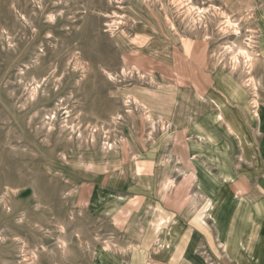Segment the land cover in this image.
I'll return each mask as SVG.
<instances>
[{"label": "rangeland", "instance_id": "rangeland-1", "mask_svg": "<svg viewBox=\"0 0 264 264\" xmlns=\"http://www.w3.org/2000/svg\"><path fill=\"white\" fill-rule=\"evenodd\" d=\"M204 190L264 198V0H0V264H259Z\"/></svg>", "mask_w": 264, "mask_h": 264}, {"label": "crops", "instance_id": "crops-1", "mask_svg": "<svg viewBox=\"0 0 264 264\" xmlns=\"http://www.w3.org/2000/svg\"><path fill=\"white\" fill-rule=\"evenodd\" d=\"M243 185L239 184L238 188H242ZM261 191V190H260ZM205 198H209L208 200L212 201L214 204L220 203L219 206L221 208V214L225 215L228 212V207L233 208L235 212V216L230 215L229 218V224L226 225L228 229V244L231 247H236L238 249L245 248L248 252L251 251L252 247L257 245L259 249L263 252V257L259 261V264H264V238L258 237L253 235V233H262V227H258L260 223V219L262 217H259L257 219L253 218L250 215V208L256 206L257 208H263L264 204V198L262 195L258 194L259 200L256 204L251 202L252 196L249 194H246V190L239 191V198H236V201L232 199V192L227 193V196L221 199L222 201L218 202L217 200L220 198L219 195L214 191L213 193H206L208 191H205ZM256 225V226H255ZM223 229H225L223 227ZM207 233V232H205ZM208 234V233H207ZM257 238V239H256ZM258 264V263H257Z\"/></svg>", "mask_w": 264, "mask_h": 264}, {"label": "bare ground", "instance_id": "bare-ground-1", "mask_svg": "<svg viewBox=\"0 0 264 264\" xmlns=\"http://www.w3.org/2000/svg\"><path fill=\"white\" fill-rule=\"evenodd\" d=\"M246 56V55H245ZM248 59H249V57L248 56H246ZM254 65V64H253Z\"/></svg>", "mask_w": 264, "mask_h": 264}]
</instances>
